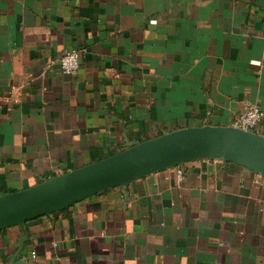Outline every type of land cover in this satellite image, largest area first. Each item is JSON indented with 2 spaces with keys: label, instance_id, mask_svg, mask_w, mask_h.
<instances>
[{
  "label": "crops",
  "instance_id": "obj_1",
  "mask_svg": "<svg viewBox=\"0 0 264 264\" xmlns=\"http://www.w3.org/2000/svg\"><path fill=\"white\" fill-rule=\"evenodd\" d=\"M87 46L76 73L57 59ZM264 109V0H0V189ZM264 133V117L257 129ZM27 222L28 264H264V176L201 159ZM22 231L0 229V264ZM36 252V257L33 256Z\"/></svg>",
  "mask_w": 264,
  "mask_h": 264
},
{
  "label": "water",
  "instance_id": "obj_2",
  "mask_svg": "<svg viewBox=\"0 0 264 264\" xmlns=\"http://www.w3.org/2000/svg\"><path fill=\"white\" fill-rule=\"evenodd\" d=\"M125 147L103 158L51 176L14 191L0 189V229L18 225L22 231L13 261L28 264L27 255L15 258L31 238L27 222L52 215L75 202L120 186L129 196V183L172 166L201 159L235 161L264 176V133L235 123L188 125L138 139L125 137Z\"/></svg>",
  "mask_w": 264,
  "mask_h": 264
},
{
  "label": "built area",
  "instance_id": "obj_3",
  "mask_svg": "<svg viewBox=\"0 0 264 264\" xmlns=\"http://www.w3.org/2000/svg\"><path fill=\"white\" fill-rule=\"evenodd\" d=\"M88 51L87 46H75L64 51V53L58 57L57 63L61 70L65 73L78 72L82 57ZM264 117V109L255 103L247 105L242 112H240L236 119L235 124L242 127L256 130L259 123ZM36 252H33V256L36 257Z\"/></svg>",
  "mask_w": 264,
  "mask_h": 264
}]
</instances>
